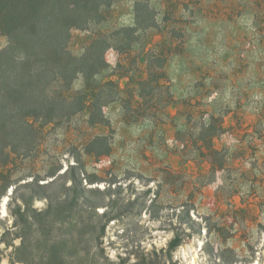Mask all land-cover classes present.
Returning <instances> with one entry per match:
<instances>
[{
    "label": "rangeland",
    "instance_id": "1",
    "mask_svg": "<svg viewBox=\"0 0 264 264\" xmlns=\"http://www.w3.org/2000/svg\"><path fill=\"white\" fill-rule=\"evenodd\" d=\"M100 12L71 31L69 49L79 58L108 37L109 67L89 84L117 87L103 89L96 124L88 108L46 126L27 156L0 155V174L13 181L0 201V239L21 196L38 192L34 207L45 209L42 197L72 186L75 174L99 208L78 206L70 219L107 221L103 240L114 260L167 249L178 234L184 241L174 264H264V0H117ZM124 28L136 32L117 35ZM8 44L0 32V50ZM149 62L164 65L173 96L166 106H146L159 108L156 117L131 113L142 103L136 82ZM79 91L94 101L82 76L71 87ZM219 121L224 130L216 132ZM213 135L214 157L207 154ZM105 145L110 154L91 152ZM53 169L58 175L48 177ZM36 179L55 182L29 189ZM0 249L10 264L12 248Z\"/></svg>",
    "mask_w": 264,
    "mask_h": 264
},
{
    "label": "trees",
    "instance_id": "2",
    "mask_svg": "<svg viewBox=\"0 0 264 264\" xmlns=\"http://www.w3.org/2000/svg\"><path fill=\"white\" fill-rule=\"evenodd\" d=\"M115 1L0 0V32L9 39L8 46L0 50V155H5L7 160L11 154L27 156L37 150L45 127L51 123L68 119L88 108H91L92 123L98 122L97 115L103 116L99 104L102 91L106 87L115 88L117 84L108 81L90 85L89 81L109 67L105 55L112 47L110 39L99 36L79 58L71 53L69 44L73 29H84L97 17L102 18L101 8L109 7ZM135 32L136 29L124 28L117 35ZM80 76L87 82V90L93 91L91 103L87 92L71 94L73 82ZM164 80V65L157 68L149 62L147 77L136 82L142 103L138 110L131 111L132 107H129L131 113L142 117L158 116L159 108L146 106L150 102H162L166 106L173 101ZM213 127L216 132L224 130L220 121ZM213 137L207 154L214 157L220 152L211 146ZM101 141L104 138L93 143ZM105 148L101 152H91L110 154V147L105 145ZM7 166L8 161L3 167ZM59 171L53 169L47 176L56 177ZM0 181L1 201L13 181L7 173L0 174ZM49 185L40 184V179L28 183L29 189ZM90 192L92 190L84 188L74 174L72 186L64 183L57 194L42 197L48 202L45 209L34 207L36 197L40 196L38 192L31 190L28 196H21L22 203H16L11 209L13 226L0 239V244L12 248L8 256L10 264H159V260L163 264H174L173 253L184 241L178 234L167 249L140 255L120 254L114 260L107 253L103 240L107 221L70 219L72 211L74 215L78 213V206L97 213L99 205L91 202L87 196ZM17 240L20 241L18 245L15 244ZM84 242L86 247H81ZM0 264H3L1 249Z\"/></svg>",
    "mask_w": 264,
    "mask_h": 264
}]
</instances>
